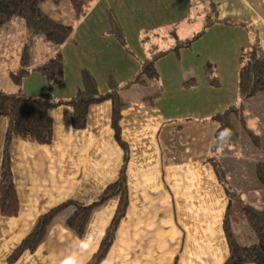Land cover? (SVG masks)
Segmentation results:
<instances>
[{
    "label": "crops",
    "instance_id": "1",
    "mask_svg": "<svg viewBox=\"0 0 264 264\" xmlns=\"http://www.w3.org/2000/svg\"><path fill=\"white\" fill-rule=\"evenodd\" d=\"M42 9L71 25V37L58 48L43 37L31 43L19 19L2 27L3 92H17L11 74L21 68L27 44L30 70L60 52L65 76L62 84L49 86L40 73L30 72L21 91L57 101L78 94L84 73L103 94L110 91V79L125 86L154 53L164 52L155 62L157 78L120 92L121 137L129 148L128 206L100 264H225L229 246L224 225L229 219L233 231L231 207L239 215H244V205L264 210V187L258 182L245 200L243 178L229 170L234 166L218 170L212 152L221 125L210 119L244 102L238 93L240 57L255 42L264 55V0H88L80 18L66 1H47ZM115 24L121 37L113 31ZM16 26L20 30L10 38L9 29ZM207 66L215 70L217 87L206 80ZM112 112L111 101L93 105L86 127L76 130L73 108L61 105L50 111V145L12 142L20 211L17 217L0 215V264H9L40 216L67 201L92 204L117 181L124 152L115 139ZM263 121L264 115L262 127ZM7 127L8 121L0 118V169ZM255 195L258 199L252 200ZM118 204L114 198L94 210L82 238L67 228L73 209L65 210L39 248L14 264H89Z\"/></svg>",
    "mask_w": 264,
    "mask_h": 264
},
{
    "label": "trees",
    "instance_id": "2",
    "mask_svg": "<svg viewBox=\"0 0 264 264\" xmlns=\"http://www.w3.org/2000/svg\"><path fill=\"white\" fill-rule=\"evenodd\" d=\"M47 1L55 5L68 2L76 17L80 18L85 12V5L88 0H0V29L15 18L22 19L30 38L43 37L51 45L60 48L71 37L73 27L56 21L44 12L42 6ZM214 12L211 10V13ZM215 20L217 19H209L207 26L213 24ZM113 31L121 37L120 29L116 24ZM30 41L32 43V39ZM190 43L191 41L183 43L181 46ZM28 47L27 44L22 53L21 68L11 74V80L17 88V92L9 94L0 90V118L8 121L0 169V215L5 218H12L17 217L20 211L11 158L12 142L22 140L39 145H50L53 141V121L50 111L56 107L70 105L74 110L71 119L72 127L81 130L86 127L88 111L91 106L111 101L113 106L111 125L115 139L124 152V158L117 181L109 185L97 201L89 205L67 201L40 216L30 234L9 256L8 262L14 264L23 254L35 252L45 240L49 229L58 216L67 209H73L72 215L66 220L67 228L82 238L93 211L107 201L116 198L119 204L112 223L103 236L98 252L89 262V264H100L113 244L116 230L125 216L128 206L126 172L129 162V148L121 137L120 122L124 103L120 98V92L135 84H144L147 80L157 78L155 62L164 55V52L154 53L152 59L144 64L141 72L125 86H120L114 79H110V91L103 94L99 91L95 80L88 73H84L83 88L78 94L70 100L57 101L52 96L46 98L30 97L21 91L22 82L30 72L40 73L46 78L49 86L62 84L65 76L64 60L60 52L49 61L30 70L28 68L30 64ZM204 71L208 84L217 87L219 83L214 68L207 66ZM238 93L242 101L264 93V55L257 42L241 53ZM239 113L240 110L234 107L212 117L210 120L219 122L222 130L231 127V117L236 115L241 117L242 125L247 129L245 121ZM218 146L219 143L216 141L213 150ZM256 176L258 182L264 187V163L257 166ZM243 211L257 242L248 247L239 245L231 229L229 219H226L224 232L229 246V257L225 264H264V210L244 205Z\"/></svg>",
    "mask_w": 264,
    "mask_h": 264
},
{
    "label": "rangeland",
    "instance_id": "3",
    "mask_svg": "<svg viewBox=\"0 0 264 264\" xmlns=\"http://www.w3.org/2000/svg\"><path fill=\"white\" fill-rule=\"evenodd\" d=\"M204 15V13L201 14L203 18ZM19 20L23 21L22 19ZM15 30H20V28L16 26L9 29L10 38L15 35ZM193 34L194 31L187 36ZM184 36V40L188 38ZM34 38L32 37V40ZM238 109L247 129L242 125L241 117L233 115L231 117V127L222 129L221 134L216 139L219 146L213 150L212 160L218 167V170L219 167L222 169L223 167L234 166L233 169L229 170L238 173L240 178H243L244 199L247 200V197L253 196L252 188H255L256 184L259 185L256 168L260 163H263L262 160L264 159V125L262 127L259 123L260 118L264 115V93L256 95L251 100H245L239 105ZM248 192L249 194H247ZM256 199L258 198L255 195L252 200ZM231 208H233L231 216L233 231L236 234L235 237L239 245L245 247L251 246L253 245L251 244L252 239H254V244H256V237L248 226L245 216L239 215L236 206H232Z\"/></svg>",
    "mask_w": 264,
    "mask_h": 264
}]
</instances>
